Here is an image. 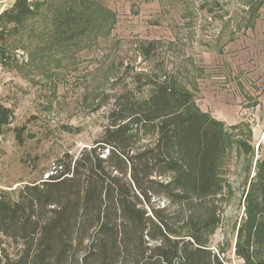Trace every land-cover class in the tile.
Wrapping results in <instances>:
<instances>
[{
	"label": "rangeland",
	"instance_id": "obj_1",
	"mask_svg": "<svg viewBox=\"0 0 264 264\" xmlns=\"http://www.w3.org/2000/svg\"><path fill=\"white\" fill-rule=\"evenodd\" d=\"M13 1L0 0V13ZM69 12L77 19L62 31ZM163 73L228 127L224 207L209 243L243 264L234 226L248 168L264 157V0H52L19 25L0 21V103L13 112L0 135V191L15 197L64 153L77 156L100 138L119 93L138 84L145 96L144 74Z\"/></svg>",
	"mask_w": 264,
	"mask_h": 264
},
{
	"label": "trees",
	"instance_id": "obj_2",
	"mask_svg": "<svg viewBox=\"0 0 264 264\" xmlns=\"http://www.w3.org/2000/svg\"><path fill=\"white\" fill-rule=\"evenodd\" d=\"M52 0H14L0 13L21 24ZM59 16L66 31L76 13ZM119 93L102 135L51 173L0 191V264H226L210 236L221 222L218 161L228 127L192 105L167 73ZM12 110L0 103V135ZM23 127L15 128L21 143ZM245 155L252 148L238 140ZM244 181L234 255L264 264V157Z\"/></svg>",
	"mask_w": 264,
	"mask_h": 264
}]
</instances>
